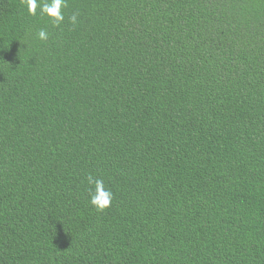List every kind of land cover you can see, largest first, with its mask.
I'll return each instance as SVG.
<instances>
[{"label":"trees","instance_id":"trees-1","mask_svg":"<svg viewBox=\"0 0 264 264\" xmlns=\"http://www.w3.org/2000/svg\"><path fill=\"white\" fill-rule=\"evenodd\" d=\"M67 2L0 0V264H264V0Z\"/></svg>","mask_w":264,"mask_h":264},{"label":"clouds","instance_id":"clouds-1","mask_svg":"<svg viewBox=\"0 0 264 264\" xmlns=\"http://www.w3.org/2000/svg\"><path fill=\"white\" fill-rule=\"evenodd\" d=\"M22 5L31 17H42L52 27H60L64 20V10L68 7L67 0H22ZM79 13H73L69 18V23L75 26L78 24ZM36 38L46 42L49 39V33L45 28H41L36 33ZM87 184L90 186L88 193V202L97 212H104L111 207L114 194L112 190L106 186L103 179L89 174L87 176Z\"/></svg>","mask_w":264,"mask_h":264}]
</instances>
